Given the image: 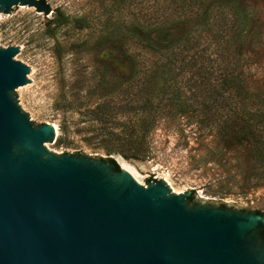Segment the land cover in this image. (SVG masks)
<instances>
[{
    "label": "rangeland",
    "instance_id": "374dc122",
    "mask_svg": "<svg viewBox=\"0 0 264 264\" xmlns=\"http://www.w3.org/2000/svg\"><path fill=\"white\" fill-rule=\"evenodd\" d=\"M45 1L48 13L24 5L0 12V47H19L14 57L30 71L17 98L57 116L54 144L121 157L148 180L194 181L223 201L264 209V0ZM228 73L231 96L222 90ZM129 98H148L159 113L141 140L144 159L108 154L88 139L95 123L86 110ZM210 115L236 128L248 121L262 142L221 136L202 122Z\"/></svg>",
    "mask_w": 264,
    "mask_h": 264
},
{
    "label": "water",
    "instance_id": "95a60500",
    "mask_svg": "<svg viewBox=\"0 0 264 264\" xmlns=\"http://www.w3.org/2000/svg\"><path fill=\"white\" fill-rule=\"evenodd\" d=\"M15 5L50 8L0 12ZM18 50L0 47V264H264L262 205L54 144L57 116L17 98L30 71Z\"/></svg>",
    "mask_w": 264,
    "mask_h": 264
},
{
    "label": "trees",
    "instance_id": "16d2710c",
    "mask_svg": "<svg viewBox=\"0 0 264 264\" xmlns=\"http://www.w3.org/2000/svg\"><path fill=\"white\" fill-rule=\"evenodd\" d=\"M185 39L188 40L189 37L185 35L183 40ZM233 77L228 73V76H225L222 81V85H224L222 90H227L229 96L233 95L230 87L231 83L234 82ZM217 81L211 80L212 90H217ZM125 113H134L135 117L128 118L126 121L121 120L120 117L126 115ZM86 114L95 123L89 127L91 135L88 139L93 138L95 144L104 148L108 154L116 153L125 159H144L146 157L144 144L141 140L144 132L151 128L155 117L159 114L155 109V104L153 106L148 98L140 103H136L134 99L129 98L126 102L120 104L113 100H105L87 109ZM210 118L214 119L210 122ZM203 121L206 123L205 125L213 123L217 133L221 136L230 134L238 141L256 139L260 140V143L262 142V132L253 129V126L246 120H243L242 123L238 122L240 125H237V128V122L234 119L222 115L219 117L210 115L205 117ZM60 128L63 127L60 126ZM258 150L264 154V144ZM107 158L114 161L111 157ZM190 200H192V196H190Z\"/></svg>",
    "mask_w": 264,
    "mask_h": 264
},
{
    "label": "flooded vegetation",
    "instance_id": "af4514ba",
    "mask_svg": "<svg viewBox=\"0 0 264 264\" xmlns=\"http://www.w3.org/2000/svg\"><path fill=\"white\" fill-rule=\"evenodd\" d=\"M260 235H261L262 238H264V228H263V230L261 231Z\"/></svg>",
    "mask_w": 264,
    "mask_h": 264
},
{
    "label": "bare ground",
    "instance_id": "6f19581e",
    "mask_svg": "<svg viewBox=\"0 0 264 264\" xmlns=\"http://www.w3.org/2000/svg\"><path fill=\"white\" fill-rule=\"evenodd\" d=\"M121 164L123 163L120 159L118 160ZM124 165V164H123Z\"/></svg>",
    "mask_w": 264,
    "mask_h": 264
}]
</instances>
